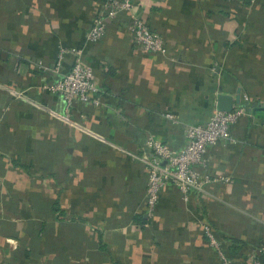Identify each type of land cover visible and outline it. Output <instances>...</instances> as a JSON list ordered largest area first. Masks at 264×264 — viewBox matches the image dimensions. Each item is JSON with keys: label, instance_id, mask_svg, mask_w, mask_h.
I'll use <instances>...</instances> for the list:
<instances>
[{"label": "crops", "instance_id": "crops-1", "mask_svg": "<svg viewBox=\"0 0 264 264\" xmlns=\"http://www.w3.org/2000/svg\"><path fill=\"white\" fill-rule=\"evenodd\" d=\"M135 2L166 55L133 43L124 11L88 41L102 0H0V264H221L207 219L240 246L231 264H251L264 246V0ZM60 48H83L99 105L67 112L47 88L72 63L66 53L53 70ZM237 90L233 107L247 113L197 167L230 181L187 199L168 183L149 217L146 139L180 150L185 127Z\"/></svg>", "mask_w": 264, "mask_h": 264}, {"label": "built area", "instance_id": "built-area-1", "mask_svg": "<svg viewBox=\"0 0 264 264\" xmlns=\"http://www.w3.org/2000/svg\"><path fill=\"white\" fill-rule=\"evenodd\" d=\"M133 2L134 0H102L105 16L93 19L86 36L87 40L90 42L100 40L105 32L106 21L119 11L126 10L130 15L133 43L145 53L166 55L168 48L164 39L136 14ZM66 53L71 54L72 63L68 72L61 74V60ZM53 70L61 75L47 88L61 96L67 112L74 101L99 105V88L93 81V68L86 61L83 48H60ZM243 99L246 101L248 97L244 95ZM246 113L245 106H234L228 112L215 110L204 124L187 125L184 129L186 144L180 150H174L167 143L154 137L146 139L145 148L148 154L142 157V161L147 173L144 204L149 217L154 216L160 192L168 183L173 184L187 199L193 192L206 193L208 187L230 181L228 177L211 175L197 167L206 166V154L211 146L231 139L232 124ZM53 115L63 121H70L68 114ZM164 116L175 124L179 122L172 113H165ZM200 228L207 245L215 251L221 264H231V258L223 249V241L217 236L213 226L202 222ZM263 259L264 246L261 245L251 258V264H264Z\"/></svg>", "mask_w": 264, "mask_h": 264}, {"label": "water", "instance_id": "water-1", "mask_svg": "<svg viewBox=\"0 0 264 264\" xmlns=\"http://www.w3.org/2000/svg\"><path fill=\"white\" fill-rule=\"evenodd\" d=\"M233 101H235V103H238L240 101L239 90H237V94L234 99L229 95L219 92V94H217L216 96V110L223 112H228L232 110Z\"/></svg>", "mask_w": 264, "mask_h": 264}, {"label": "trees", "instance_id": "trees-1", "mask_svg": "<svg viewBox=\"0 0 264 264\" xmlns=\"http://www.w3.org/2000/svg\"><path fill=\"white\" fill-rule=\"evenodd\" d=\"M246 3L249 4V0H247ZM54 211H56V208H55V207H53V212H54ZM205 222H207V223L210 224L211 226H212V224L214 223L212 220L209 221L208 219H207V221H205ZM40 231L43 232L44 229L42 228ZM217 236L223 241L222 236H219L218 234H217ZM227 239H229V238H227ZM230 239H231V242H234L235 244L239 242L236 238H230ZM223 249H224L225 253H226V254L232 259L233 256L239 254V253H238V250L240 249V246H238L237 249H236V247H234V245L229 246L228 244H224V241H223ZM29 252H30V251H29ZM263 260H264V259H263Z\"/></svg>", "mask_w": 264, "mask_h": 264}, {"label": "rangeland", "instance_id": "rangeland-1", "mask_svg": "<svg viewBox=\"0 0 264 264\" xmlns=\"http://www.w3.org/2000/svg\"><path fill=\"white\" fill-rule=\"evenodd\" d=\"M136 0H134V2H133V4H134V6L136 7V2H135ZM122 11H124V12H127L128 13V11H126V10H122ZM120 12V11H119ZM57 73V72H56ZM93 81H95V76H94V71H93ZM58 79V77L56 78V80ZM99 97V96H98ZM75 102V101H74ZM99 102H100V100H99ZM73 104V103H72ZM210 117V116H209Z\"/></svg>", "mask_w": 264, "mask_h": 264}]
</instances>
